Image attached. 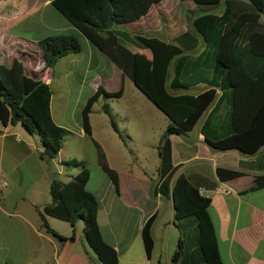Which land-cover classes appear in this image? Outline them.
I'll use <instances>...</instances> for the list:
<instances>
[{
	"label": "crops",
	"instance_id": "0c3cea01",
	"mask_svg": "<svg viewBox=\"0 0 264 264\" xmlns=\"http://www.w3.org/2000/svg\"><path fill=\"white\" fill-rule=\"evenodd\" d=\"M52 1L0 0V65L10 67L14 60L20 61L26 76L47 84L51 118L67 132L58 154L42 159L38 136L30 135L20 123L0 127V264H101L83 239L82 222L73 228L46 216L49 230L59 239L44 228L40 216L43 207L52 202L51 183L66 184L78 174L79 169L66 168L62 163L79 161L84 142L94 153L92 170L85 165L90 173L86 189L97 201V224L104 242L117 253L118 264H171L182 230L171 199L152 193L158 183V146L170 120L122 77L121 71L54 8ZM193 10L196 7L189 0H162L139 21L111 30L149 66L150 54L136 45L135 37L173 42L192 29L186 27V15L191 13L195 18ZM222 10L215 14L220 15ZM62 35L77 38L81 49L48 68L38 43ZM204 45L201 40L189 52L191 57L201 54ZM121 86L120 97H99L93 103L89 114L91 135H86L82 110L87 100L99 87L116 93ZM194 89L195 93L189 92ZM206 89L199 84L187 91L169 92L197 95ZM213 106L192 130L170 137L175 176L181 174L198 184L200 194L210 200L207 211L222 264H264V187L249 190L264 177V145L253 154L213 150L201 134ZM95 143L118 175L119 193L98 166ZM218 168L236 171L239 176L219 180ZM151 217L153 249L147 257L141 229ZM73 229L74 238L70 240Z\"/></svg>",
	"mask_w": 264,
	"mask_h": 264
},
{
	"label": "trees",
	"instance_id": "16d2710c",
	"mask_svg": "<svg viewBox=\"0 0 264 264\" xmlns=\"http://www.w3.org/2000/svg\"><path fill=\"white\" fill-rule=\"evenodd\" d=\"M162 0H53L54 8L97 50L109 59L170 120L158 146V183L152 193L172 198L174 216L182 230L171 264H222L207 208L210 200L200 194L198 184L183 175L175 176L170 137L192 130L212 104L201 128L205 142L213 149L239 150L253 154L264 145V0H189L196 7L192 29L178 35L173 42L156 37L137 36L138 47L150 54L149 66L134 56L120 42L113 27L131 24L147 15ZM223 5L220 15L209 13ZM203 51L195 58L189 52L199 42ZM48 68L70 54L79 53L80 43L74 36H53L38 43ZM171 76L169 79V74ZM199 84L203 92L173 95L169 90L187 91ZM116 93L98 88L82 110V126L91 135L89 114L99 98H117ZM219 92V94L217 93ZM49 86L24 74L20 61L10 67L0 65V124L3 127L20 123L41 142L42 159L54 158L67 132L55 125L50 114ZM111 124L113 119L106 109ZM97 162L119 193L117 173L111 169L98 145ZM66 168L79 172L68 183L53 181L52 202L43 207L40 216L83 224V239L101 264H118L117 253L102 239L97 224L98 204L87 191L89 170L83 162L65 161ZM219 180L239 176L233 170L216 169ZM264 187V177L249 190ZM154 217L141 229L146 256L151 255L153 240L150 229ZM74 238L73 233L70 240Z\"/></svg>",
	"mask_w": 264,
	"mask_h": 264
},
{
	"label": "rangeland",
	"instance_id": "374dc122",
	"mask_svg": "<svg viewBox=\"0 0 264 264\" xmlns=\"http://www.w3.org/2000/svg\"><path fill=\"white\" fill-rule=\"evenodd\" d=\"M186 8H187V6H185ZM189 8V7H188ZM223 9V5L222 6H220V7H218L217 9H215V10H212V11H208L209 13H219L221 10ZM192 12H194V10L192 11ZM186 13V12H185ZM190 13V12H189ZM188 13V14H189ZM186 15V14H185ZM194 14H191L190 13V15H186V17L188 18V19H186L187 20V23H186V27L187 28H192V24H191V21H192V16H193ZM197 51H198V49H197ZM144 53H146V54H148L149 55V52L148 51H144ZM170 76H171V72H170V74H169V78H170ZM131 85V84H130ZM195 89L194 90H191V91H189V92H194L195 93ZM79 157L78 158H80L79 159V161H81V162H83L85 165H88V166H90L89 168H90V170H92V167H91V162L93 161V158H94V153H93V151H92V148L90 147V146H88V142H84L83 143V145H82V149H81V151L79 152ZM88 168V169H89Z\"/></svg>",
	"mask_w": 264,
	"mask_h": 264
},
{
	"label": "built area",
	"instance_id": "2783aa9c",
	"mask_svg": "<svg viewBox=\"0 0 264 264\" xmlns=\"http://www.w3.org/2000/svg\"><path fill=\"white\" fill-rule=\"evenodd\" d=\"M0 127H3V126H1V124H0ZM6 185V183H2V185L1 186H5Z\"/></svg>",
	"mask_w": 264,
	"mask_h": 264
},
{
	"label": "water",
	"instance_id": "95a60500",
	"mask_svg": "<svg viewBox=\"0 0 264 264\" xmlns=\"http://www.w3.org/2000/svg\"><path fill=\"white\" fill-rule=\"evenodd\" d=\"M171 201H172V198H171ZM172 205H173V202H172Z\"/></svg>",
	"mask_w": 264,
	"mask_h": 264
}]
</instances>
